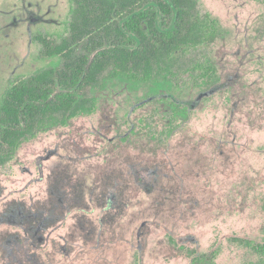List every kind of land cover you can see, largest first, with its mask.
Masks as SVG:
<instances>
[{"label":"rangeland","instance_id":"rangeland-1","mask_svg":"<svg viewBox=\"0 0 264 264\" xmlns=\"http://www.w3.org/2000/svg\"><path fill=\"white\" fill-rule=\"evenodd\" d=\"M199 8L218 30L183 53L211 77L109 79L88 92L93 112L0 165V264H264L238 240L264 242V0ZM69 11L0 0V102L57 63L34 38L64 35Z\"/></svg>","mask_w":264,"mask_h":264},{"label":"trees","instance_id":"trees-1","mask_svg":"<svg viewBox=\"0 0 264 264\" xmlns=\"http://www.w3.org/2000/svg\"><path fill=\"white\" fill-rule=\"evenodd\" d=\"M69 1L66 33L58 39L40 34L34 38L41 44L39 57H56L57 63L15 76L4 91L0 165L48 125L93 112L95 97L88 92L109 79L170 82L173 76L196 70L203 79L214 72L209 64L183 53L206 43L218 30V21L202 13L199 0ZM238 240L264 252V242Z\"/></svg>","mask_w":264,"mask_h":264}]
</instances>
